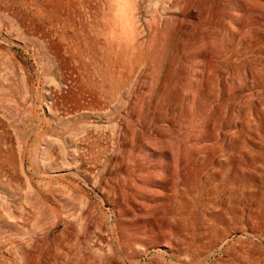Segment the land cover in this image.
Returning <instances> with one entry per match:
<instances>
[{
    "label": "rangeland",
    "instance_id": "rangeland-1",
    "mask_svg": "<svg viewBox=\"0 0 264 264\" xmlns=\"http://www.w3.org/2000/svg\"><path fill=\"white\" fill-rule=\"evenodd\" d=\"M256 1L0 0V264H264Z\"/></svg>",
    "mask_w": 264,
    "mask_h": 264
},
{
    "label": "bare ground",
    "instance_id": "bare-ground-1",
    "mask_svg": "<svg viewBox=\"0 0 264 264\" xmlns=\"http://www.w3.org/2000/svg\"><path fill=\"white\" fill-rule=\"evenodd\" d=\"M256 2H259V1L257 0ZM259 4H260V3H259ZM257 20H258V19H257ZM209 64H210V63H209ZM210 66H212V65L210 64ZM210 66H209V67H210ZM213 66H214V65H213ZM213 66H212V67H213ZM217 67H218V66H217ZM210 68H211V67H210ZM213 68H214V67H213ZM221 81H222V80H221ZM224 83H225V81H224ZM221 84H222V82H221ZM225 85H226V84H225ZM212 110H213V109H212ZM190 124H191V123H190ZM190 124H189V126H190ZM193 124H194V123H193ZM194 125H195V124H194ZM194 125H193V127H194ZM219 125H220V124H219ZM221 125H222V124H221ZM216 126H217V125H216ZM211 127H212V125H211ZM218 127H219V126H218ZM164 128H165V126H164ZM187 128H188V127H187ZM190 128H191V127H190ZM155 129H156V128H155ZM157 129H158V128H157ZM165 129H166V128H165ZM170 129H171V128H170ZM188 129H189V128H188ZM194 129H195V128H194ZM148 130H149V129H148ZM195 130H196V129H195ZM195 130H194V131H195ZM149 131H150V130H149ZM157 131H158V130H157ZM163 131H165V130H163ZM196 131L199 132V130H196ZM210 131H211V129H210ZM137 132H138V131H137ZM159 132H160V131H159ZM130 133H131V131H130ZM132 133H133V131H132ZM156 133H157V132H156ZM165 133H166V131H165ZM167 133H168V132H167ZM169 133H170V131H169ZM169 133H168L167 135H169ZM192 133H193V132H192ZM149 134H150V133H149ZM154 134H155V133H154ZM162 134H163V133H162ZM133 135H134V134H133ZM135 135H136V134H135ZM147 135H148V134H147ZM156 135H157V134H156ZM170 135H171V133H170ZM190 135H192V134L190 133ZM193 135H194V134H193ZM199 135H200V134H199ZM215 135H216V134H215ZM131 136H132V135H131ZM151 136L154 137V135H151ZM157 136H158V135H157ZM162 136H165V135H162ZM171 136H172V135H171ZM171 136H170V139H172ZM197 136H198V135H197ZM205 136H206V135H205ZM216 136H218V135H216ZM216 136H215V137H216ZM127 137H128V135H127ZM132 137H133V136H132ZM134 137H135V136H134ZM142 137H143V136H142ZM144 137H145V136H144ZM148 137H149V135H148ZM187 137H188V135H187ZM187 137H186V138H187ZM192 137H193V136H192ZM206 137H208V135H207ZM211 137H212V136H211ZM211 137H210V141H211ZM218 137H219V136H218ZM140 138H141V137H140ZM156 138H157V137H156ZM193 138L195 139V138H197V137L194 136ZM213 138H214V137H213ZM137 139H138V138H137ZM145 139H146V137H145ZM161 139H162V138H161ZM174 139H175V138H174ZM174 139H173V140H174ZM189 139H190V138H189ZM130 140H131V139H130ZM135 140H136V138H135ZM155 140H157V139H155ZM163 140H165V139H163ZM207 140H208V139H207ZM214 140H215V139H214ZM217 140H219V139H217ZM142 141H143V140H142ZM142 141H141V143H142ZM145 141H146V140H145ZM147 141H148V139H147ZM151 141H152V139H151ZM223 141H225V140H223ZM129 142H130V141H129ZM152 142H153V141H152ZM174 142H175V141H174ZM190 142H192V141H190ZM196 142H197V140H196ZM196 142H195V143H196ZM198 142H199V141H198ZM217 142H218V141H217ZM217 142H216V143H217ZM132 144H133V143H132ZM135 144H136V142H135ZM142 144H144V143H142ZM152 144H153V143H152ZM182 144H183V143H182ZM190 144H191V143H190ZM190 144H189V145H190ZM197 144H199V143H197ZM197 144H196V145H197ZM133 145H134V144H133ZM133 145H132V146H133ZM138 145H140V144H138ZM187 145H188V143H187ZM189 145L186 146V148H187V147L190 148ZM192 145H193V144H192ZM214 145H215V144H214ZM228 145H229V144H228ZM194 146H195V145H194ZM200 146L202 147V145H200ZM203 146H204V145H203ZM136 147H137V146H136ZM192 147H193V146H192ZM218 147H219V146H218ZM222 147H223V144H222ZM134 148H135V146H134ZM183 148H185V147H183ZM138 149H139V148H138ZM138 149H136V150H138ZM191 149H192V148H191ZM198 149H199V148H198ZM129 150H130V149H129ZM131 150H132V149H131ZM136 150L134 151V153H135V152H138V151H136ZM184 150H185V149H184ZM184 150H183V151H184ZM192 150H193V149H192ZM194 150H195V149H194ZM126 151H127V150H126ZM124 152H125V151H124ZM127 152H128V151H127ZM131 152H133V151H131ZM142 152H143V151H142ZM152 152H153V151H152ZM181 152H182V151H181ZM181 152H180V154H181ZM189 152H192V151H189ZM185 153H187L186 150H185ZM123 154H125V153H123ZM126 154H127V153H126ZM126 154H125V155H126ZM156 154H157V153H156ZM183 154H184V153H183ZM216 154H217V153H216ZM128 155H129V154H128ZM184 155H185V154H184ZM199 155H200V154H199ZM199 155H198V156H199ZM206 155H207V154H206ZM132 156H133V155H132ZM149 156H150V155H149ZM213 156H214V155H213ZM126 157H127V156H126ZM183 157H184V156H183ZM185 157H187V156L185 155ZM190 157H191V156H190ZM209 157H210V154H209ZM121 158H122V157H121ZM179 158H181V157H179ZM194 158H195V157H194ZM123 159H124V158H123ZM130 159H131V158H130ZM147 159H148V158H147ZM181 159L184 160L185 158H184V159L181 158ZM192 159H193V158H192ZM198 159H199V158H198ZM210 159H213V157H211ZM133 160H134V159H133ZM145 160H146V158H145ZM199 160H200V159H199ZM202 160H203V159H202ZM206 160H207V159H206ZM122 161H123V160H122ZM172 161H173V160H172ZM186 161H187V160H186ZM216 161H217V160H216ZM127 162H128V161H127ZM130 162H131V161H130ZM187 162H188V161H187ZM189 162H190V161H189ZM189 162H188V163H189ZM206 162H207V161H206ZM210 162H211V161H210ZM120 163H121V162H120ZM131 163H133V162H131ZM183 163H184V162H183ZM192 163H194V161H192ZM201 163H203V162H201ZM204 163H205V161H204ZM121 164H122V163H121ZM128 164H130V163H128ZM134 164H135V163H134ZM142 164H143V163H142ZM197 164H198V163H197ZM207 164H209V163L207 162ZM137 165H138V164H137ZM139 165H140V164H139ZM150 165H151V163H150ZM165 165H166V164H165ZM185 165H186V164H185ZM194 165H195V164H194ZM200 165H201V164H200ZM200 165H198V166L196 167V171H198V167H199ZM205 165H206V164H205ZM212 165H213V164H212ZM126 166H128V165H126ZM134 166H135V165H134ZM147 166H148V165H147ZM147 166H146V167H147ZM180 166H181V165H180ZM190 166H192V165H190ZM195 166H196V165H195ZM148 167H149V166H148ZM163 167H164V166H163ZM188 167H189V166H188ZM192 167H194V166H192ZM203 167H204V164H203ZM203 167L201 166L199 170H201V168H203ZM129 168H130V166H129ZM135 168H137V166H136ZM139 168H140V166H139ZM189 168H190V167H189ZM189 168H188V169H189ZM125 169H126V167H125ZM172 169H173V168H172ZM126 170H127V169H126ZM135 170H136V169H135ZM137 170L139 171V169H137ZM158 170H159V169H157V171H158ZM185 170H187V169H185ZM130 171H131V170H130ZM132 171H133V170H132ZM143 171H144V170H143ZM152 171H153V169H152ZM155 171H156V170H155ZM183 171H184V170H183ZM196 171H195V172H196ZM133 172H134V171H133ZM135 172H136V171H135ZM139 172H140V171H139ZM192 172H193V170H192ZM195 172H193V173H195ZM200 172H201V171H200ZM130 173H131V172H130ZM137 173H138V172H137ZM140 173H141V172H140ZM147 173H148V172H147ZM151 173H152V172H151ZM153 173H154V172H153ZM156 173H157V172H156ZM161 173H162V172H161ZM193 173H192V175H193ZM143 174H144V173H143ZM145 174H146V173H145ZM159 174H160V173H159ZM186 174H187V173H186ZM197 174H198V173H197ZM197 174H194V175H197ZM200 174H201V173H200ZM137 175H138V174H137ZM148 175H149V174H148ZM155 175H156V174H155ZM170 175H172V174H170ZM184 175H185V174H184ZM188 175H189V173H188ZM198 175H199V174H198ZM139 176H140V175H139ZM172 176H173V175H172ZM189 176H190V175H189ZM199 176H201V175H199ZM168 177H169V176H168ZM186 177H187V176H186ZM196 177H198V176H196ZM131 178H132V177H131ZM139 178H140V177H139ZM143 178H145V177H143ZM148 178H149V176H148ZM171 178H172V177H171ZM180 178H181V177H180ZM184 178H185V177H184ZM184 178H183V181L185 180ZM191 178H194V177H191ZM166 179H168V178H166ZM166 179H165V180H166ZM188 179H189V178H188ZM194 179L196 180V178H194ZM146 180H147V179H146ZM123 181H124V180H123ZM147 181H148V180H147ZM160 181H162V180H160ZM160 181H159V182H160ZM181 181H182V180H181ZM131 182H132V181H131ZM134 182H136V181L134 180ZM144 182H145V181H144ZM170 182H171V180H170ZM184 182H185V181H184ZM187 182H189V181H187ZM197 182H198V181H197ZM129 183H130V182H129ZM137 183H138V182H137ZM162 183H164V181L161 182V184H162ZM185 183H186V182H185ZM130 184H131V183H130ZM138 184H139V183H138ZM143 184H144V183H143ZM170 184H171V183H170ZM187 184H188V183H186V185H187ZM145 185H148V184L145 182ZM163 185H164V184H163ZM166 185H167V184H166ZM169 186H170V185H169ZM169 186H168V187H169ZM196 186H197V185H196ZM126 187H129V186H126ZM133 187H134V186H133ZM144 187H145V186H144ZM154 187H155V186H154ZM131 188H132V186H131ZM161 188H162V187H161ZM127 189H128V188H127ZM168 189H169V188H168ZM168 189H167V190H168ZM130 190H131V189H130ZM165 190H166V189H165ZM178 190H179V189H178ZM133 191H134V189H133ZM135 191H136V190H135ZM143 191H145V190H143ZM157 191H158V190H157ZM161 191H162V190H161ZM169 191H170V189H169ZM136 192H137V191H136ZM149 192H150V191H149ZM152 192H153V191H152ZM154 192H155V191H154ZM133 193H134V192H133ZM142 193H143V192H142ZM155 193H156V192H155ZM158 193H159V192H158ZM161 193H162V192H161ZM165 193H166V191H165ZM165 193H164V194H165ZM136 194H137V193H136ZM138 194H140V193H138ZM138 194H137V195H138ZM146 194H147V193H146ZM153 194H154V193H153ZM153 194H151V195H153ZM159 194H160V193H159ZM159 194H158V195H159ZM140 195H141V194H140ZM143 195H144V193H143ZM148 196H149V195H148ZM153 196H154V195H153ZM163 196H164V195H163ZM133 197H134V196H133ZM167 197H168V196H167ZM211 197H212V196H211ZM120 198H121V197H120ZM129 198H130V197H129ZM131 198H132V197H131ZM131 198H130V200H131ZM159 198H160V197H159ZM163 198H164V197H163ZM121 199H122V198H121ZM164 199H165V198H164ZM164 199H163V200H164ZM168 201H169V200H168ZM170 201H171V200H170ZM211 201H213V198H212ZM141 202H142V201H141ZM213 202H214V201H213ZM121 203H122V201H121ZM128 203H129V201H128ZM166 203H167V201H166ZM172 203H173V202H172ZM172 203H171V204H172ZM130 204H131V203H130ZM134 204H135V203H134ZM136 205H137V204H136ZM143 205H144V204H143ZM134 206H135V205H134ZM134 206H133V207H134ZM125 207H128V206H125ZM170 207H171V206L169 205V208H170ZM140 208H142V207H140ZM134 209H135V208H134ZM138 209H139V208H138ZM135 210H137V209H135ZM139 210H140V209H139ZM146 211H147V210H146ZM166 211H167V210H166ZM142 212H143V211H142ZM144 212H145V211H144ZM147 212H148V211H147ZM136 213H137V211H136ZM128 239H129V238H128ZM130 240H131V239H130Z\"/></svg>",
    "mask_w": 264,
    "mask_h": 264
}]
</instances>
